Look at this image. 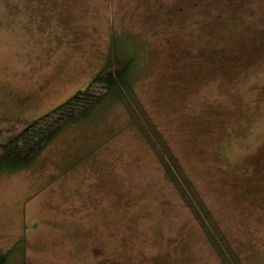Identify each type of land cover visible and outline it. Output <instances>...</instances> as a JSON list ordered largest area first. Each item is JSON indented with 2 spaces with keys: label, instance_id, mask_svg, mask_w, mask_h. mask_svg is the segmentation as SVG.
I'll return each instance as SVG.
<instances>
[{
  "label": "rangeland",
  "instance_id": "1",
  "mask_svg": "<svg viewBox=\"0 0 264 264\" xmlns=\"http://www.w3.org/2000/svg\"><path fill=\"white\" fill-rule=\"evenodd\" d=\"M263 24L264 0H0V145L87 89L113 48L134 57L145 111L241 262L264 264ZM13 250L10 264H224L113 98L0 175Z\"/></svg>",
  "mask_w": 264,
  "mask_h": 264
},
{
  "label": "trees",
  "instance_id": "2",
  "mask_svg": "<svg viewBox=\"0 0 264 264\" xmlns=\"http://www.w3.org/2000/svg\"><path fill=\"white\" fill-rule=\"evenodd\" d=\"M136 58L120 56L113 48L89 87L78 91L67 102L35 119L14 140L0 145V175L31 167L60 134L69 127L88 121L106 101L116 99L127 107L133 126L150 145L162 166L165 177L178 191L185 206L191 210L205 231L219 259L224 264H244L211 211L186 175L185 168L173 152L165 135L156 127L149 113L135 95L133 74ZM15 250L0 251V264H10Z\"/></svg>",
  "mask_w": 264,
  "mask_h": 264
},
{
  "label": "flooded vegetation",
  "instance_id": "3",
  "mask_svg": "<svg viewBox=\"0 0 264 264\" xmlns=\"http://www.w3.org/2000/svg\"><path fill=\"white\" fill-rule=\"evenodd\" d=\"M194 6H196V4L193 5V7H194ZM171 8H174V7H171ZM170 10H171V9H170ZM176 11H177V12H180V13L182 14V13L184 12V8L179 7L178 10L175 8V10L172 9L171 11H169V13H175ZM262 27H264V24H263Z\"/></svg>",
  "mask_w": 264,
  "mask_h": 264
}]
</instances>
